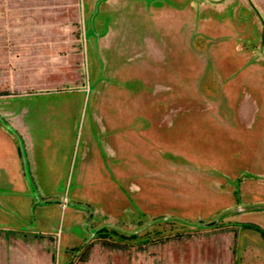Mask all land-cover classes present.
I'll list each match as a JSON object with an SVG mask.
<instances>
[{"label":"rangeland","instance_id":"1","mask_svg":"<svg viewBox=\"0 0 264 264\" xmlns=\"http://www.w3.org/2000/svg\"><path fill=\"white\" fill-rule=\"evenodd\" d=\"M221 2L0 0L39 176L0 180L1 235H48L54 264H264V0Z\"/></svg>","mask_w":264,"mask_h":264},{"label":"crops","instance_id":"2","mask_svg":"<svg viewBox=\"0 0 264 264\" xmlns=\"http://www.w3.org/2000/svg\"><path fill=\"white\" fill-rule=\"evenodd\" d=\"M227 4L228 0H222V2L218 4V10L220 8H229L230 6L235 8L234 1L232 2L234 5ZM173 8H171V12L176 14ZM41 96L39 97L42 98ZM36 97L37 95L31 97L22 95L9 97L8 100L0 101V141L6 143L5 146L10 153L12 148L15 155L18 156L20 152L23 157V164L20 166L16 161H13V159L10 162L0 161V180L9 182L12 184V187L15 182L16 186H14V188L17 189L14 193L21 198H26L28 196V179H39L37 172L34 170L31 171V165L28 160L26 161L28 157L26 143H28L29 137L27 132L24 131L22 124V119L27 113V105L31 104L32 98ZM19 101L23 103L21 106H18ZM261 157L264 158V155L259 157V161L264 162V159ZM64 199L66 200V198ZM65 200H63V198L60 199L59 207L61 210L66 209L65 206L67 203ZM6 232L10 233L12 231L0 230V233ZM44 236L48 235L37 233L34 230L30 233L15 236H4L0 234V263H2L5 256H8V262L2 264H54L52 245L49 241L44 239ZM99 263L104 264L105 262L99 261Z\"/></svg>","mask_w":264,"mask_h":264}]
</instances>
